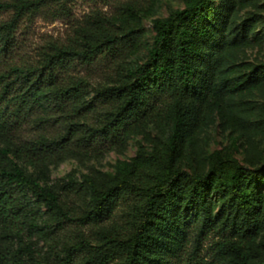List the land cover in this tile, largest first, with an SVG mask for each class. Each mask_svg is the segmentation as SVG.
<instances>
[{
  "label": "trees",
  "instance_id": "16d2710c",
  "mask_svg": "<svg viewBox=\"0 0 264 264\" xmlns=\"http://www.w3.org/2000/svg\"><path fill=\"white\" fill-rule=\"evenodd\" d=\"M69 1L0 0V264H186L192 230L220 234L222 264H264V153L242 160L232 144L202 168L184 163L215 111L221 128L257 127L235 98L264 88V61H233L264 40L257 12L236 18L249 0H183L155 19L149 45L157 0H128L20 59V25ZM101 57L115 62L107 81L71 72ZM139 135L149 144L113 171L51 180L63 162L122 152ZM121 203L124 220H111Z\"/></svg>",
  "mask_w": 264,
  "mask_h": 264
},
{
  "label": "rangeland",
  "instance_id": "374dc122",
  "mask_svg": "<svg viewBox=\"0 0 264 264\" xmlns=\"http://www.w3.org/2000/svg\"><path fill=\"white\" fill-rule=\"evenodd\" d=\"M128 0H71L68 2L66 10L59 5L51 9L44 10L40 15L36 16L32 21H24L17 32L19 41L18 57L20 59H35L37 51L43 45L49 42H66L73 34L74 27L82 22V20L91 13L102 12L111 14L115 11L119 3ZM144 4L146 9H151V0H133ZM183 0H157L153 6V12L149 14L143 21L145 30V42L149 45L152 42L154 31V21L157 18L167 17L173 10L182 8ZM248 11L257 12L261 21L258 31L263 32L264 26V0H249V4L245 9L240 10L236 14V18H244ZM7 15H3L6 17ZM146 50L142 51L141 57H145ZM235 63H258L264 61V40L262 44H254L244 49H240L233 54ZM114 60L111 57H101L97 61L86 64L78 63L72 73L87 75L94 82H105L109 79V74L114 72ZM238 102L247 101L250 107H253L254 123L264 127V88L246 93L242 96L235 97ZM220 120L216 111L210 116L200 131L199 139L189 147L188 158L184 161L187 165L198 166L202 168L205 165L207 154L214 150L227 147L232 144H240L236 156L244 159L246 156H259L264 153V130L257 127L246 131L231 130L229 128H221ZM31 133L30 129L26 133ZM241 134V136H238ZM144 142L149 144L148 140L142 135L133 137L122 152L109 150L106 148L105 153L85 163H79L76 160L69 159L56 168L51 170V180L60 182L66 178L68 174L82 179V175L90 170H99L102 172H111L115 169L116 161L119 159H130L136 154L138 144ZM125 204L121 203L112 214L111 220L123 221V209ZM111 220H108L110 222ZM88 228L86 232L89 233ZM81 229V225L75 222L67 224L65 234L67 237L73 238ZM220 238L218 232H210L197 234L196 230H192L189 243L186 247V255L184 256L186 264H222L217 256L215 242ZM264 258V256H263ZM112 264H122L118 261Z\"/></svg>",
  "mask_w": 264,
  "mask_h": 264
}]
</instances>
